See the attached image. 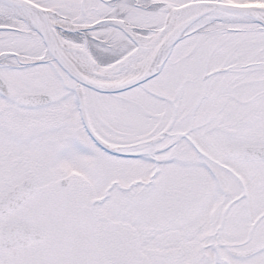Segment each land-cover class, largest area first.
Returning a JSON list of instances; mask_svg holds the SVG:
<instances>
[{
    "label": "snow or ice",
    "instance_id": "snow-or-ice-1",
    "mask_svg": "<svg viewBox=\"0 0 264 264\" xmlns=\"http://www.w3.org/2000/svg\"><path fill=\"white\" fill-rule=\"evenodd\" d=\"M0 264H264V0H0Z\"/></svg>",
    "mask_w": 264,
    "mask_h": 264
}]
</instances>
